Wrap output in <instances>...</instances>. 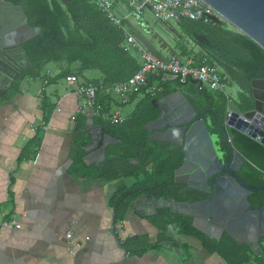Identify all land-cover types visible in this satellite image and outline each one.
Listing matches in <instances>:
<instances>
[{"label":"trees","instance_id":"16d2710c","mask_svg":"<svg viewBox=\"0 0 264 264\" xmlns=\"http://www.w3.org/2000/svg\"><path fill=\"white\" fill-rule=\"evenodd\" d=\"M3 1L21 6L28 26L41 28V33L22 44L30 67L19 74L0 102L19 94L25 78L34 81L42 79V72L47 65L59 63L66 67L59 77L65 78L69 74L77 76L87 70L100 73L101 79L91 83L99 87L97 94L102 95L101 100L96 95L97 104L103 111L110 112L113 98L104 89L126 82L140 68L139 57L132 55L125 47L124 32L112 26L106 16L87 0ZM117 2L124 3L123 0ZM138 20L142 19L138 17ZM176 23L182 33L201 50L196 54L182 48L184 55L189 54L190 65L198 64L203 58L217 65L229 76V85L237 87L235 99L204 86L202 92L197 94V82L192 80L185 83L177 79L161 82V73L148 74L145 84L129 96L125 104L118 102V106H124L138 99L134 111L122 123L95 118V125L101 126L102 135L118 141L106 146L104 159L98 165L86 164L84 161V147L88 145L89 136L82 132L84 118L77 116L71 157L73 164L83 171L82 176L106 181H130V184H122L110 197L109 203L115 212L116 222L125 215L130 203L142 194L180 203H195L202 199L196 190L174 182V173L183 164L184 148L152 140L151 133L146 129L148 123L159 118L156 102L177 91L184 93L198 115L208 110L203 118L209 132L218 137L216 144L226 151L227 143L221 132V128L224 129L233 150L245 159L240 171L244 182L252 189L264 185V146L226 126L228 101L234 102L241 113L253 108L251 82L264 78V51L226 23H204L187 18ZM144 24L147 26V23ZM73 66L77 67L75 71ZM151 88H156L154 96L151 95ZM42 97L41 110L47 118L54 106L44 94ZM248 200L252 209L264 206V190L252 192ZM149 219L157 226L158 223L169 224L175 235H193L205 248L227 258L242 262L249 258L246 246L238 244L226 233L217 242L208 241L207 235L193 226L190 215L165 208L157 210V214L149 216ZM131 243L132 240H127L122 245ZM138 246L136 243V248ZM257 259L259 264H264V250Z\"/></svg>","mask_w":264,"mask_h":264},{"label":"crops","instance_id":"0c3cea01","mask_svg":"<svg viewBox=\"0 0 264 264\" xmlns=\"http://www.w3.org/2000/svg\"><path fill=\"white\" fill-rule=\"evenodd\" d=\"M54 69L57 72L45 69L39 80L25 78L19 94L0 102V264H259L264 211L260 229L246 234L250 243L257 237L261 251L255 254L242 236V242H237L247 248L249 258L244 262L208 250L193 235H175L167 223L155 225L143 216L141 206H129L116 222L110 197L130 181L85 177L73 164L77 116L84 118L82 132L89 136L84 147L86 164H96L98 159L97 147L91 143L98 141L100 125H95L96 116L81 111V100L73 89L61 83L65 80L59 75L66 67L59 64ZM90 71L94 70L77 75L80 82L101 79L100 73L86 77ZM43 94L54 106L47 118L41 110ZM97 95L101 100V93ZM111 97L110 111L124 118L138 102L128 109L131 105L118 106L119 99ZM11 222L18 227L3 225ZM219 239L207 236L208 241ZM127 240L132 243L123 246Z\"/></svg>","mask_w":264,"mask_h":264},{"label":"water","instance_id":"95a60500","mask_svg":"<svg viewBox=\"0 0 264 264\" xmlns=\"http://www.w3.org/2000/svg\"><path fill=\"white\" fill-rule=\"evenodd\" d=\"M201 1L215 12L216 15L211 17L214 23H226L264 51V0ZM134 18L138 19L137 16ZM128 28L157 59L166 62L167 58L162 54L166 50L170 57L180 60L171 47L149 28H144V31L156 40L157 47L129 23ZM40 33L41 28L28 26L21 6L0 0V96L11 87L21 72L30 67L22 44ZM195 90L197 94L202 92L200 83L196 84ZM250 92L253 108L241 113L234 102H231L232 115L227 124L264 146V78L253 80ZM156 106L159 118L146 126L151 133L150 139L184 148L183 164L175 171L174 182L196 190L198 195H205L206 198L195 203H180L142 194L130 203V208L143 207L142 214L145 217L155 215L157 210L165 208L190 215L193 226L207 236L219 239L226 233L238 243L242 242V236L244 242L257 254V251H261L257 237L250 243L247 242L246 234L260 229L259 221L262 220L264 206L252 209L248 198L252 192L264 190V185L252 189L241 178L240 171L245 159L233 150L223 128L221 132L227 149L224 151L215 145L203 118L208 110L198 115L180 91L157 101ZM98 130V141L92 139L91 143L97 147L96 164L104 159L107 145L118 143L114 138L102 135L101 126H98ZM100 142L102 145L99 147ZM87 151H91V148Z\"/></svg>","mask_w":264,"mask_h":264},{"label":"built area","instance_id":"2783aa9c","mask_svg":"<svg viewBox=\"0 0 264 264\" xmlns=\"http://www.w3.org/2000/svg\"><path fill=\"white\" fill-rule=\"evenodd\" d=\"M97 7L102 12L107 20L117 29H121L125 34L126 49L134 50L138 54L140 68L126 82L104 89L106 94L114 95L119 99L121 104L128 101V97L138 91L146 81L148 74L161 73V82H166L169 79H177L180 83H185L187 80L200 83L212 91L223 93L226 97H230L233 93L229 76L221 70L217 65L208 62L203 58L198 64L190 65V62H182V60L171 56L166 62H163L148 52L143 45L134 37L128 28L126 17H117L114 13V7L124 5L133 16L142 19L145 9L149 10L154 18L160 22L166 23L169 21L177 22L182 18L197 21L202 20L204 23L211 22V17L216 15L215 12L201 0H123L124 3H119L117 0H87ZM129 12V11H128ZM67 86L73 89V93L81 100V111L90 112L92 116L108 119L111 122L118 124L122 123L125 118L118 112H105L102 107L97 104L96 95L99 87L88 82H80L75 75H68L64 78ZM47 81L44 80L43 84ZM237 90V87H235ZM159 90V89H157ZM230 90V91H229ZM156 88H151V95L154 96ZM228 101L226 110V126L227 121L231 118ZM74 119L73 117L71 118ZM4 226L18 225L15 222L4 223ZM70 233L67 234L70 238Z\"/></svg>","mask_w":264,"mask_h":264},{"label":"rangeland","instance_id":"374dc122","mask_svg":"<svg viewBox=\"0 0 264 264\" xmlns=\"http://www.w3.org/2000/svg\"><path fill=\"white\" fill-rule=\"evenodd\" d=\"M113 13L117 17H126V21L129 24H131L137 31L143 34L147 38V40L152 42L153 45L157 47L156 40L153 39L152 36L148 35L144 31V28L142 27V25H140L138 21L134 18V16L130 12H128L127 8L124 5L122 6L119 5L117 7H114ZM142 20L145 23H147L148 28L151 31H153L154 34H157L158 37L161 38L162 41H164L171 47V49L179 56L182 62H187V61L190 62L188 53L193 52V53L198 54V52L201 51L199 47L195 46L193 42L182 33L181 29L178 27L176 22L174 21H169L166 23L160 22L156 20L154 16L152 15V13L147 9H145L143 12ZM182 48L188 51V53L184 55ZM130 52L132 55L138 57V54L136 53V51L130 49ZM162 54L165 56V58L167 59L170 58V54L166 53V50L162 51ZM55 67L58 68L59 63H51L47 65L45 69H49L51 71L57 72V69H54ZM45 69L43 70V72L45 71ZM98 76H99V73L96 71H90L88 72V75H86V77L88 78L98 77ZM62 82L65 83V81H61V83ZM204 88H207V87L204 85ZM232 91L233 93L231 94V97L232 99H235L234 94L236 92V88L234 87ZM134 104L135 102L129 104L131 106H128V109H131ZM123 113L126 114V110H122V114ZM211 136H212L213 142H215V145L218 147V145L216 144L218 137L216 135H211Z\"/></svg>","mask_w":264,"mask_h":264},{"label":"flooded vegetation","instance_id":"af4514ba","mask_svg":"<svg viewBox=\"0 0 264 264\" xmlns=\"http://www.w3.org/2000/svg\"><path fill=\"white\" fill-rule=\"evenodd\" d=\"M263 98H264V97H263ZM167 112H168V109H167ZM148 195H149V194H148ZM201 197H202V196H201ZM202 198H204V199H205V198H206V196H205V195H203V197H202ZM136 199H137V198H136ZM201 200H202V199H201ZM201 200H200V201H201Z\"/></svg>","mask_w":264,"mask_h":264}]
</instances>
